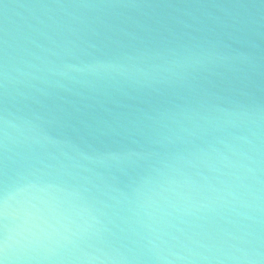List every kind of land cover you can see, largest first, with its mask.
I'll list each match as a JSON object with an SVG mask.
<instances>
[{
    "label": "clouds",
    "instance_id": "9594fccd",
    "mask_svg": "<svg viewBox=\"0 0 264 264\" xmlns=\"http://www.w3.org/2000/svg\"><path fill=\"white\" fill-rule=\"evenodd\" d=\"M0 264H264V0H0Z\"/></svg>",
    "mask_w": 264,
    "mask_h": 264
}]
</instances>
